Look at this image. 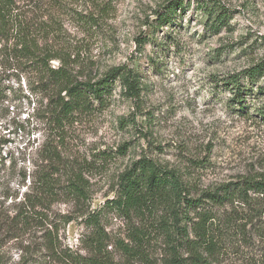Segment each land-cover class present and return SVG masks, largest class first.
Returning <instances> with one entry per match:
<instances>
[{
	"label": "rangeland",
	"instance_id": "1",
	"mask_svg": "<svg viewBox=\"0 0 264 264\" xmlns=\"http://www.w3.org/2000/svg\"><path fill=\"white\" fill-rule=\"evenodd\" d=\"M168 1L12 0L18 21L0 33V190L14 187L23 170H34L35 152L45 139H54L45 115L47 95L38 87L43 76L15 50L24 35L37 56L49 58L44 62L50 67L64 68L79 80L95 81L118 66L139 73L137 96H128L117 78L103 106L77 114L66 128L59 150L83 164L90 193L85 209L55 205L76 217L59 230L66 248L84 252L81 240L90 231L83 218L115 196L119 175L143 156L178 172L191 197L229 181L264 176V113L258 111L264 109V74L248 85L241 107L230 101L234 95L226 84L250 66H264V0H219L230 18L217 32L192 8L196 0H184L190 6L177 10L171 24L159 25L155 12H163ZM29 115L30 123L24 119ZM102 152L107 157L99 160ZM234 206L225 208L244 212ZM211 211L216 237L211 264L261 258L264 234L251 228L264 217L246 223L245 239L222 240V206ZM160 212L150 209L139 219L105 208L107 240H128L134 225L142 227L151 264H160L165 240L156 226ZM28 242L5 240V264H50L25 254ZM114 256L119 259L117 252Z\"/></svg>",
	"mask_w": 264,
	"mask_h": 264
},
{
	"label": "trees",
	"instance_id": "2",
	"mask_svg": "<svg viewBox=\"0 0 264 264\" xmlns=\"http://www.w3.org/2000/svg\"><path fill=\"white\" fill-rule=\"evenodd\" d=\"M193 4L192 8L205 17L207 29L217 32L227 25L230 12L219 0H196ZM11 6L12 0H0V33L18 21ZM188 6L190 2L184 0L168 1L163 12H155L157 23L171 24L176 11H183ZM2 35L6 36V32ZM25 37L15 50L21 60L43 76L39 78L38 87L47 95L45 115L54 128V139H45L35 152L38 163L33 164L34 170H23L14 187L7 184L0 190V264H5L2 251L5 240L18 243L29 240L25 254L50 259V264H151L152 250L144 240L142 227L134 225L128 240H107L102 225L105 208L139 219L145 211L160 209L156 226L165 239L162 240L160 264H211L213 240H216L211 211L214 206H222V240L233 235L242 236V240L248 237L246 223L252 224L254 218L264 217V176L229 181L191 197L178 172L143 156L119 175L115 196L107 199L101 208L87 212L83 218L90 231L87 240H81L84 252L62 246L59 230L76 221V217L56 211L55 205L72 203L85 209L90 200L89 181L84 176L83 164L63 157L59 150L65 140L66 128L77 114L90 111L95 104L103 106L117 78L128 96H137L139 73L118 66L95 81L79 80L64 68L50 67L44 62L49 58L37 56L34 45ZM263 74L264 66L258 63L233 75L226 83L234 95L230 101L241 107L245 101L243 95L251 91L248 85L256 83ZM33 111L38 112V108L33 107ZM258 111L264 113L261 107ZM31 117L24 116V119L30 123ZM102 153L104 155L96 158L105 159L107 155ZM227 205H236L234 207L238 206L244 212L238 214L236 208L227 211ZM238 215L242 216L239 218ZM251 231L264 234V223L253 226ZM112 243L114 252L107 248ZM115 252L119 259H115ZM260 257L250 264H264V253Z\"/></svg>",
	"mask_w": 264,
	"mask_h": 264
}]
</instances>
